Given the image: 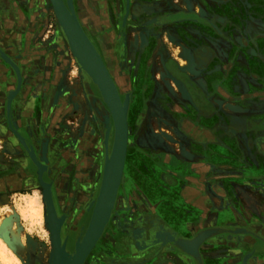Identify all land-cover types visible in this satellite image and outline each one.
<instances>
[{
	"label": "crops",
	"instance_id": "obj_1",
	"mask_svg": "<svg viewBox=\"0 0 264 264\" xmlns=\"http://www.w3.org/2000/svg\"><path fill=\"white\" fill-rule=\"evenodd\" d=\"M39 1L19 3L21 23L17 28L12 22V0H0V30L6 43L15 38L13 35L20 40L33 35ZM262 4L264 0H132L122 34L115 0H104L106 21L119 35V44L114 42L113 66L120 63L127 72L136 117L146 105L142 130L152 127L149 130L156 133L162 127L186 150L180 156L184 168L177 169L182 177L173 186V172L162 169L147 154L152 147L147 142L149 132H143L126 159L122 193L132 200L144 198L151 211L172 226L176 222L187 229L198 226L200 211L193 196L204 193L212 208L204 225L233 223L217 219V214L227 209L238 214L244 226L264 227ZM181 11L185 14L180 15ZM173 13L180 16L163 23L157 20ZM96 41L101 54L108 53L110 40L105 33L99 31ZM36 47L31 42L22 50L33 52ZM171 59L178 67L186 64L190 68L185 71L194 83H188L194 100L183 96V81L169 77ZM165 91L172 93V100L165 97ZM173 102L184 107L183 114L175 113ZM184 118V128L189 129L179 131L177 120ZM190 130L194 140L189 137ZM170 147L179 153L176 146ZM215 185L223 187V197L217 195ZM228 256L215 251L204 261L220 264Z\"/></svg>",
	"mask_w": 264,
	"mask_h": 264
},
{
	"label": "rangeland",
	"instance_id": "obj_2",
	"mask_svg": "<svg viewBox=\"0 0 264 264\" xmlns=\"http://www.w3.org/2000/svg\"><path fill=\"white\" fill-rule=\"evenodd\" d=\"M21 1L12 0L14 8L12 22L17 28L21 23V4H19ZM76 8H78L77 5ZM37 10V16L34 19L33 35L29 36V40L28 38L20 40L17 35H13L15 37L13 39L15 47L10 48L0 30V47L8 52L20 66L24 77V87L20 100L16 103L11 113L12 124L21 135V137H17L9 129L4 112L5 96L7 90L15 85L16 76L14 71L0 59V176L6 171L14 170L15 165L21 164L25 174L37 180L36 165L30 159L28 152L32 147L38 157L39 167H41L42 156L40 149L43 145H47L49 153L54 157V159L48 158V165L52 166V169L59 172V174H64L65 178L71 182V185L72 182L78 183L79 179L77 175L81 173V166H79L80 163L77 161L78 157L75 154L70 157L68 153L75 152L80 148L85 131L92 132V135L97 132L100 136L99 138L96 135L93 136L90 148L93 150L97 147L100 148L99 173L96 176L93 188L89 189V186L86 188L83 185L86 191L88 190L87 193L92 190V194L80 198L81 204H83L81 206L84 209L80 217L86 216L87 218L90 214L92 203L95 200V194L99 188L101 177L103 128L95 122L96 117L90 103L85 97L83 89L82 80L85 79V76L78 71L76 64L67 54L65 50L67 47L64 45L65 40L62 31L57 26L51 8L45 0H40ZM262 12H264L263 4ZM31 42L37 45L33 52L27 50L28 47L25 51L22 50L24 45ZM20 43H22L21 46ZM81 75H83V79H81ZM89 86L90 89L86 88L89 93L92 90L93 93L98 94L97 88L90 82ZM101 119L105 123L108 118L102 116ZM85 121L89 122V124H86ZM162 124L166 125L161 121ZM151 128L144 127L142 133H145V131L149 132ZM155 134L164 140L167 145L178 146V141L175 140L176 143H174L175 141L171 142L173 138L162 127ZM156 156L158 157V155ZM44 174H46L45 171ZM45 176L49 182H53L51 172ZM39 184L37 183L35 187L26 190V192H10L0 195V240L5 244L7 249L9 248V251L14 253L13 256L18 259L16 260L19 264H27L24 260L26 252L35 253L36 256H39L42 251L45 255L51 245L50 231L46 226L45 216L43 215V194L40 187L41 184ZM60 185V182H56L54 189H56L58 194L62 195V201L58 203V206H60L61 210H64L66 203H71L74 196H72V193V200L70 201L71 197H69L68 193L62 194L59 191ZM124 185L125 177L120 186L121 191L117 194L115 201V204L118 203L119 207L115 210L116 215H113L110 220L112 222L108 229L110 238L103 239L99 243V246L92 252V255L88 257L86 264H120L126 258L125 256H116L115 250L120 247L118 242L125 235L124 231L129 232L131 230V223L128 221V218L132 219L137 216L136 211L131 212L130 210L146 202L144 198H140V201H137L127 197V194H123L122 189H124ZM70 191L68 189V192ZM82 191L84 192L85 190ZM29 198L34 200L36 209L40 206V210H42L41 223L35 214L30 215L26 210ZM89 204L91 205L90 207H88ZM122 204L123 206H121ZM143 216H146V213ZM159 234L160 232L157 229L149 230L142 228L138 230L135 233L137 240L134 247L137 248L143 244L147 245ZM123 242H126V240ZM3 253L0 248V264H5L4 257H2Z\"/></svg>",
	"mask_w": 264,
	"mask_h": 264
},
{
	"label": "water",
	"instance_id": "obj_3",
	"mask_svg": "<svg viewBox=\"0 0 264 264\" xmlns=\"http://www.w3.org/2000/svg\"><path fill=\"white\" fill-rule=\"evenodd\" d=\"M45 1L47 2V0ZM51 1L55 12H53L48 2L47 4L55 16L58 27L60 21V25L65 34V39L68 41L71 38H79L84 42L92 56L95 69H86V75L89 82L97 88L98 96L95 97V94L91 92L89 96L85 95V97H88L87 101L90 103L91 109L96 117L95 122L103 128V137L101 141L103 146V159L99 188L92 205L93 207L88 226L84 233L81 232L79 234L71 255L64 249V244L61 245L60 229L64 216L59 217L56 213L52 198L51 183H47L42 179L43 166L39 167L38 157L32 147L29 149L28 155L36 165V176L42 183V186H40L43 194L42 199L51 224L49 226V222L44 214L46 226L50 231L53 247L51 253L52 264H65L67 261L69 264H83L87 256L92 255V250L98 242L99 237L102 235L107 223L110 221L112 213L116 215V211L114 212L113 209L118 194V188L124 181V160L129 144L127 113L130 100L129 96L125 95L122 104L118 86L115 84L109 70L107 69L106 63L103 61L104 59L102 60V54L100 51L98 52L92 40L84 30L82 22L78 18L74 0ZM131 1L132 0H115V8L119 14L117 26L122 34L125 33L126 25L128 24L130 17ZM181 12L180 15L185 14L184 11ZM180 15L179 13H173L170 18L157 20L160 22L162 21L163 23V21L178 18ZM7 45L10 48L15 47L14 40L8 39ZM180 48L184 49V46L181 45ZM180 55L182 56V54ZM0 59L5 65L9 66L14 71L16 76L15 85L16 83L17 85H14L7 90L4 100V112L9 129L15 136L21 137L12 124L11 113L16 103L20 100V95L22 94V89L24 87V77L23 81L19 79L20 66L14 64L9 53L1 47ZM171 62L172 65L167 68L169 77L175 82L179 80L181 82L183 81V84L185 85L183 88V96L194 100L195 94H193L190 85L188 84L194 83L190 80L189 75L185 71L186 69L178 67L176 62L172 59ZM183 76L186 77L184 78ZM81 79H83V75H81ZM13 89H15L16 92L14 96L11 95ZM10 91L12 92L9 95ZM164 93L167 99H173L172 93L169 91H165ZM7 94L9 95L8 99L6 98ZM95 100L100 103L101 107H99ZM98 108L102 110L100 114L98 113ZM172 108L176 114H183L182 110L184 107L179 103L172 104ZM108 113H111V119ZM102 116L108 118L106 119L107 125H105L104 121L101 119ZM177 123L176 128L179 131L189 129V127L184 128V124H186L185 118L183 120L178 119ZM13 129L16 132H14ZM188 133H190V139L194 140V133L192 130ZM147 140L152 147V151L150 150L147 154L154 158L158 166L162 169L166 167L173 172V182L171 184L175 186L178 180L182 177V175L177 172V169H180L181 166L182 169L184 168L180 156H184L186 150L182 146V143L177 140L179 153H176L173 148L167 145L164 140L151 130L149 131ZM173 141L175 140L173 139L171 142ZM174 143H176V141ZM156 155H158V157ZM215 191L218 196H224L225 191L222 186L215 185ZM193 197L194 200L198 202V205L195 207L200 211L198 226L193 229L179 227L180 222H176L174 226L168 224L166 220L152 212L151 208L148 207L146 203L139 204L136 208L133 207L130 211H136L137 216L132 219L128 218V221L131 223V226L136 225L137 228H130L131 230L129 232L124 231L125 235L122 236L121 240L118 242L120 247L115 250V255L126 257L120 264H205L204 260L207 255L220 250L229 254V256L221 261L220 264H264V227H262V230H256L244 226L240 216L227 209L220 211L217 214V219L221 221L231 219L233 223H219L212 226H206L204 225V220L207 211L212 209L209 208L210 206L206 203L208 198H204V193L200 195L196 194ZM144 213H146V216H143ZM54 220L57 221V224ZM142 228L149 230L157 229L160 234L153 238V241L147 245L143 244L140 247L135 248L134 245L137 240L135 233ZM207 231H209V233L205 234L198 243L196 253L187 251L182 247V239L193 238ZM124 240H126V242H123ZM100 252H102V250H100ZM245 258H247L246 262Z\"/></svg>",
	"mask_w": 264,
	"mask_h": 264
},
{
	"label": "flooded vegetation",
	"instance_id": "obj_4",
	"mask_svg": "<svg viewBox=\"0 0 264 264\" xmlns=\"http://www.w3.org/2000/svg\"><path fill=\"white\" fill-rule=\"evenodd\" d=\"M75 4V10L78 15L79 20L82 22L83 27L88 34L89 38L92 40L94 45L97 47V49L100 51V48L97 44V35L99 31L102 33H105L106 38L110 40V43H108V53L105 52V54H102V57L104 59V62L108 65V68L110 70L111 76L115 82V84L118 86V91L120 94L121 99L123 100L125 95L129 96V107H128V124H129V141L130 145L127 148V154L126 159L130 155V150L135 144L134 142L138 140L142 133V120L143 114L145 113L146 107L145 105L142 107V110L140 111V114H138L136 117V114H134L133 111V102H132V87L130 85L129 79L127 77V72H125L122 69V65L120 63L114 64V55H115V46L114 42L118 43L119 41V35L113 29L109 22L106 21L105 16V6H104V0H74ZM76 5L78 8H76ZM119 44V43H118ZM111 45V46H110ZM101 53V51H100ZM111 55V57H110ZM109 58L110 60H108ZM96 95V93H94ZM18 131V130H17ZM19 133V131H18ZM20 134V133H19ZM96 135V137L99 138V133H95L92 135V132L89 133L85 131L83 136V143L80 146V148L75 152L68 153V156L72 157L74 154L76 155L77 161H79V166H81V173L77 175V178L79 179V182H71L68 181L64 174L54 171L52 166L50 167L48 165V158L54 159L53 155L49 153L47 145H43L40 149V154L42 156L41 164L43 166L42 169V179L47 182L51 183L47 180L46 174L51 172V175L53 177V182L51 183V192H52V198L54 202V206L56 209L57 215L60 217L61 215L63 217L62 226L60 229V241L61 245L64 244L65 250L69 253H72L74 250L75 242L81 232H85L88 222L90 219L92 207L89 216L86 218L80 217V214L82 213L83 207L81 205V197L90 196L92 194V190L87 193L85 187L89 186L88 188L91 189L94 187L96 182V176L99 173V162L101 158V151L99 147L96 149L90 148L91 140L93 139V136ZM81 161V162H80ZM126 164V161H125ZM125 168V166H124ZM44 171L46 174H44ZM53 172V173H52ZM101 173V172H100ZM56 182H60L61 185L59 187V191L62 194L69 195L70 201H73L69 204L66 203V206L64 210H61L60 206H58V203L62 201V195L56 192V189H54V185ZM39 184L38 179L34 180L33 178L28 177L25 174L24 169L22 168L21 164L15 165L14 170L6 171L2 176H0V195L10 192H26V190L32 189V187H35L36 184ZM40 185V184H39ZM85 187H84V186ZM121 186V185H120ZM118 188V193L121 191V187ZM98 187V186H97ZM68 189L71 190L68 192ZM82 190H85L84 192ZM98 191V189H97ZM73 195L71 196V194ZM97 192L95 194L96 198ZM90 198V197H88ZM120 204V203H119ZM93 205V203H92ZM68 206V208H67ZM91 205L89 204L88 207ZM119 205L116 203L114 205V212L116 209H118ZM86 209V207H84ZM113 213L111 215V218L113 217ZM111 220V219H110ZM112 222L109 221L102 233V235L99 237L98 242L96 243V246L92 250V252L96 249V247L99 246V243L103 239L110 238L108 229L110 227V224ZM52 242L49 247V250L44 255L43 252H40L39 256H36L35 253L31 254V252H26L24 256V260L27 264H52ZM50 253V254H49ZM46 256V257H44ZM90 256V255H89ZM84 261L83 264H86V261L88 257Z\"/></svg>",
	"mask_w": 264,
	"mask_h": 264
},
{
	"label": "bare ground",
	"instance_id": "obj_5",
	"mask_svg": "<svg viewBox=\"0 0 264 264\" xmlns=\"http://www.w3.org/2000/svg\"><path fill=\"white\" fill-rule=\"evenodd\" d=\"M47 2L49 3V5L51 6V8H52V10H53V12H55L54 11V8H53V5H52V1L51 0H47ZM59 27H60V29H61V31H62V34H63V38H64V45L67 47V48H65V50L67 51V54L72 58V60H73V62L76 64V67H77V69H78V71L80 72V73H82L85 77V79L82 81L83 82V89H84V92H85V95L86 96H89L91 93H89L87 90H86V88H89L90 89V86H89V79L86 77V69L87 70H94L95 69V65H94V61H93V59H92V56H91V54H90V52H89V50H88V48L86 47V45L84 44V42L82 41V40H80L79 38H71V39H69L68 41L65 39V34H64V32H63V29H62V27H61V25H60V21H59ZM85 30V29H84ZM88 35V34H87ZM94 44V43H93ZM63 45V46H64ZM95 46V45H94ZM96 47V46H95ZM97 49V48H96ZM98 50V49H97ZM99 52V51H98ZM12 59V58H11ZM10 59V60H11ZM186 59H188V58H186ZM102 60H103V58H102ZM12 61H14L13 59H12ZM104 61V60H103ZM188 61V60H187ZM190 61V60H189ZM191 62V61H190ZM14 64H16L15 62H13ZM105 63V62H104ZM181 63V62H180ZM17 65V64H16ZM18 66V65H17ZM107 66V65H106ZM181 67L182 68H185L186 70L188 69V71H189V67H188V65H186V64H182L181 65ZM19 68V67H18ZM107 69H108V67H107ZM110 72V71H109ZM111 74V73H110ZM19 75H20V80L21 81H23L22 79H23V76H22V73H21V70H20V68H19ZM21 83V82H20ZM16 85H17V83H16ZM15 85V86H16ZM12 91H10L9 92V95H10V93H11ZM91 92H92V90H91ZM15 89H13V93L11 94V95H15ZM9 95L7 94V99H8V97H9ZM96 96H98V94H96L95 95V97ZM88 98V97H87ZM120 99H121V97H120ZM98 100V99H97ZM96 101V100H95ZM121 101H122V104H123V100L121 99ZM97 102V104L99 105V107H101L100 106V103H98V101H96ZM87 107V106H86ZM102 112V110L100 109V108H98V113L100 114ZM109 114V116H110V119H111V113H108ZM85 119V118H84ZM89 119V118H88ZM86 122V121H85ZM89 122H90V120H89ZM89 122H86V124L88 123L89 124ZM105 125H107L106 124V122H105ZM14 130V129H13ZM14 132H16L15 130H14ZM90 145H91V143H90ZM126 153H127V150H126ZM125 159H126V157H125ZM124 166H125V160H124ZM123 173H124V168H123ZM123 176V175H122ZM39 179V178H38ZM39 182H40V180H39ZM40 184H41V186H42V183L40 182ZM30 199V200H29ZM28 199V204H26L27 205V211L29 212V214L30 215H33V214H35L36 215V217L38 218V221L41 223L42 222V214H41V211L42 210H40V206H38V204H37V206H38V209H36V207L34 206V204H35V202H34V200L33 199H31V198H29ZM38 203V202H37ZM41 205V204H40ZM43 206V205H42ZM42 209H43V207H42ZM26 211V212H27ZM44 214H45V216H46V218H47V220H48V222H49V226L51 225L50 224V221H49V219H48V215H47V213H46V211H45V208H44ZM43 214V215H44ZM31 218H32V216H31ZM36 218V219H37ZM55 221V223L57 224V221L56 220H54ZM209 233V231H207V232H203V233H201V234H199L198 236H196V237H193V238H184V239H182L181 240V245H182V247L184 248V249H186L187 251H190V252H192V253H196L197 252V248H198V243L201 241V239L205 236V234H208ZM81 241V240H80ZM96 246V245H95ZM94 246V247H95ZM0 248H1V250L4 252L3 254H2V257H4V263L5 264H13V262H15V264H19V262L17 261L18 259L17 258H15L14 256H13V254L14 253H12L11 251H9L8 249H7V247L5 246V244L3 243V242H1V240H0ZM64 249H65V247H64ZM94 249V248H93ZM67 252V251H66ZM68 254H70V253H68ZM72 254V253H71ZM70 254V255H71ZM247 258H248V256H247ZM247 258H245V262L247 261L246 259ZM17 259V260H16ZM65 264H69V262L67 261V262H65Z\"/></svg>",
	"mask_w": 264,
	"mask_h": 264
}]
</instances>
